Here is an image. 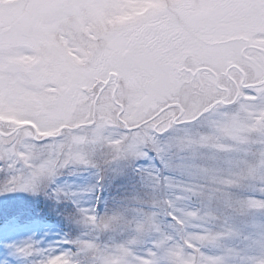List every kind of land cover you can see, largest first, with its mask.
Returning a JSON list of instances; mask_svg holds the SVG:
<instances>
[{
    "label": "snow or ice",
    "instance_id": "obj_1",
    "mask_svg": "<svg viewBox=\"0 0 264 264\" xmlns=\"http://www.w3.org/2000/svg\"><path fill=\"white\" fill-rule=\"evenodd\" d=\"M88 169L137 187L0 264H264V0H0V240Z\"/></svg>",
    "mask_w": 264,
    "mask_h": 264
},
{
    "label": "rangeland",
    "instance_id": "obj_2",
    "mask_svg": "<svg viewBox=\"0 0 264 264\" xmlns=\"http://www.w3.org/2000/svg\"><path fill=\"white\" fill-rule=\"evenodd\" d=\"M146 164L147 161H139ZM158 166V164H157ZM60 186L68 188L75 195L59 204L43 196H30L28 201L35 209L25 221L26 226L15 233L11 241L0 240V248L7 247L9 243H19L26 239L39 242L41 247L54 243L63 235L75 236L78 226L70 219L76 206L91 207L93 204L99 213L112 208L119 199L130 194L137 187V179L131 173L126 175H108L98 186L97 176L92 169L79 171H66L58 178ZM91 189V190H89ZM98 197V199H97ZM15 264H27L26 260L13 257Z\"/></svg>",
    "mask_w": 264,
    "mask_h": 264
}]
</instances>
